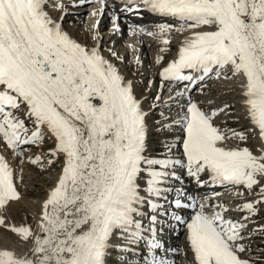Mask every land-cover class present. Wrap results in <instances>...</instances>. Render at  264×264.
Listing matches in <instances>:
<instances>
[{
    "label": "snow or ice",
    "instance_id": "snow-or-ice-1",
    "mask_svg": "<svg viewBox=\"0 0 264 264\" xmlns=\"http://www.w3.org/2000/svg\"><path fill=\"white\" fill-rule=\"evenodd\" d=\"M50 2L53 10L59 7L54 0H0V143L23 163L25 146L44 144L47 132L54 138L47 165L60 164L34 230L27 223L6 224L3 213L24 197L12 165L0 154V227L26 245L31 242L22 254L0 248V264H117V250L136 252L129 246H137L144 252V244L147 256H141V264H166L156 255L162 247L158 216L161 209L167 212L169 181L182 172L197 185L204 184L207 175L215 184L249 191L259 187L261 199L256 203H264V151L256 155L248 147L225 146L229 137L215 119L227 105L206 111L189 99L183 115L173 120L182 133L180 158H174V145L161 142L168 138L167 123L159 125L158 147L152 148L148 113L131 83L98 49H89L64 30L51 16ZM99 2L102 14L106 5ZM122 3L126 11L172 20L147 33L164 45L171 44L173 31L190 33L159 73L164 81L188 82L178 96L213 75L239 78L242 104L264 140V0ZM233 135L247 139L243 133ZM154 152L169 155L161 158ZM29 163L45 169L41 155ZM174 205L197 207L180 199ZM220 207L222 211L209 214L200 204L190 222L174 217L186 223L192 264H250L242 258L249 250L243 243L248 225L226 219L228 209ZM242 210L249 213L245 220L257 214L251 202ZM115 239H122L123 245H116Z\"/></svg>",
    "mask_w": 264,
    "mask_h": 264
},
{
    "label": "bare ground",
    "instance_id": "bare-ground-1",
    "mask_svg": "<svg viewBox=\"0 0 264 264\" xmlns=\"http://www.w3.org/2000/svg\"><path fill=\"white\" fill-rule=\"evenodd\" d=\"M81 2H83V7L78 8L76 10V14L72 13V10L70 8H67V15H64V12L66 11V8L63 6L60 8L57 7L55 10H53L52 5H49V11L51 13L52 18L54 19H58V20H64L67 23V26L65 27L66 31L74 38L76 39L78 42H80L82 45H96V44H100L104 47H106V53L108 54L109 51L113 52L112 54H108V61L110 63H112L119 71V73L126 79V80H131L133 81V85H134V91L136 93H138V95L143 99L144 101V105H148V102H154V107L149 106L148 110V116H147V120L148 123L151 127L154 126V124H161V123H165V122H170V120L172 119L173 116H175L176 119H178V113L179 115H183L185 109L183 107H186L187 105L185 100L181 101L180 97L183 96H178L177 93L178 92H182L179 89H173V88H169V87H161L157 90V92L159 93L158 95V99L156 100V96H151L149 101L147 103L146 102V96L144 98V95H140L141 93V86L138 83V77L134 78V67L141 64V73H143V68L145 67L146 62L148 61L149 64H151L152 67H154V69H157L158 66V71L162 68V66H164V63L161 62L157 63V60L160 59L161 57H163V59L169 57V55L172 52L173 48L177 47L178 43H181L183 38L187 35H190V33H177L175 31H173L171 33V44L170 45H164L163 43H160L157 41V37H153V36H149L147 35L148 32H154L157 30V25H149V22H136V25L134 26V28L137 30L136 34L133 33V27L130 28V32H126V28H123L119 31H114L112 29H115V25H111L112 29H110L108 27V19H109V12L107 11V3L110 2V0H104V4L106 6H104V10L103 13L101 14L100 9L102 7L101 3L99 2V0H82ZM55 4L59 5L60 3L55 2ZM61 9V10H60ZM101 15V18H100ZM86 20V23L83 25V22ZM73 25V27H72ZM123 27V26H122ZM143 28L145 31L144 33H139V29ZM125 33V34H124ZM126 38H128V41H125ZM118 45H123V54L122 56L119 55L118 51L116 50ZM134 45L136 47H134ZM139 47V48H137ZM164 48H168V51H162L161 49ZM121 51V53H122ZM148 53H151V55H149ZM141 54V55H140ZM143 54L147 55V58H145L143 56ZM128 59H132L131 64L129 65V68H131L132 70L130 72H132L133 76H128L125 74V72L121 71V68L123 66L122 62L126 61ZM118 59V61L116 60ZM118 64H121V66H119ZM160 64V65H159ZM144 66V67H143ZM127 67V66H126ZM150 73L148 74V80L151 79L152 84H154L157 80L158 77L154 76V72L153 71H149ZM239 81L237 83H235V87L236 90L232 93V95L229 94V89L228 87H226L225 85H223L221 82H211L209 83L207 86H204L201 89H197V91L195 93L192 94V101L196 102L198 104V106H200L202 109L206 110V111H210L211 107H215L218 109L219 105L216 104H210L209 101H211L212 103H216V102H220L223 104H227L229 101V103H234V108L238 107V109H241L242 112L240 113V115L238 116V118H242L244 122H248L250 123V119L247 117L246 111L244 110L241 102H242V95L240 93L239 89ZM208 86H215V88L217 89V93L220 92V95H216L213 93V91H210V89H207ZM149 92L151 90H148ZM165 95V97L163 96ZM167 98L166 102H164V99ZM168 102V104H166ZM162 107L166 110H169L167 113H165V116L163 117L162 120H164L165 118H167L168 116H170L169 118H167V121H161V119H157V115H153L154 112L156 110H158V113L160 111V109H162ZM171 110V111H170ZM175 112H177L175 114ZM169 113V114H168ZM175 114V115H174ZM224 116H226L223 113H220L218 118H216L215 120V124L217 127L221 128V125L223 124V120H224ZM247 119V120H245ZM169 125H171V127H176L178 130V133L176 134L175 140L177 142H180V138L182 136V133L179 129L178 125H175L173 122L171 123H167ZM226 125L229 124V122H225ZM250 129L252 132L255 133V136H259V131L258 129H256L251 123H250ZM222 131V130H221ZM229 139L226 141L227 143H229V145L234 146L237 145L239 147H248L254 154L256 155H260L258 152H256L252 147L249 146H244V140H240L237 139L236 140V136H234L233 134H226ZM231 139L236 140L234 141H230ZM260 139V138H259ZM50 140V144L54 143V138H51L50 135L45 132V141ZM258 140V139H257ZM261 140V139H260ZM259 140V141H260ZM262 142V146H264L263 141ZM44 144L39 145V147H43ZM251 146V145H250ZM29 146H27L25 148V151L28 150ZM34 147V146H33ZM54 146H51L49 149L53 148ZM256 147V146H254ZM259 147V146H258ZM7 149L6 146H4L2 143H0V153L2 150ZM9 150V149H7ZM257 150H261L260 148H258ZM264 151V150H263ZM261 153V151H260ZM2 154V153H1ZM9 154L5 153V158L8 159L9 163L12 165L14 172H16V175L18 174L19 176V170H21L20 175L24 176V175H28V171L29 170H33L31 165L28 161L30 159V157L25 156L23 157V163H20L19 159L16 157L15 153H12L11 150H9ZM181 152L176 153L175 155H180ZM37 155H41L42 157L45 155L43 153V150L38 152ZM11 158V161H10ZM177 158V157H174ZM179 159V156L178 158ZM35 166V165H34ZM18 170H17V169ZM42 172V171H41ZM42 174V173H41ZM202 179L205 181L204 184L202 185H206L207 183L210 182V179L207 177V175H205L204 177H202ZM185 180H188L190 182V185L192 187V189L196 186L195 185V181L190 178V177H186ZM56 181V180H55ZM40 183V182H39ZM55 182L53 183L54 186ZM50 185V184H49ZM52 186V187H53ZM50 190V189H49ZM247 189L244 186H239L238 189H236V194L234 195L235 198L230 200L229 204H232L234 207H224L227 208L228 211L226 214H230V215H234L236 219V221H238L239 223H244L247 225H251L254 226L256 221H252L250 219L245 220L244 217L248 216L249 213L247 211L242 210V206L244 203H254L255 206H259L262 203H256V201L260 200V188L259 187H254L253 190H251L250 193V199L252 200H248V199H244L241 196H245L246 194H248V192L246 191ZM25 193L23 194V199L19 202V203H14L11 205V207L8 209L10 210V215L8 214V211L3 213L4 218L6 219V217H10V220L12 222H10L9 225H13L14 220L18 221L20 223V221L22 219H26L27 218V214H30L32 217H34L35 219V225L33 227L34 230H36L37 227V222L39 219V214H37V210L40 209L41 210V204L43 202V200H39L38 201H34V200H25ZM183 193H181L178 196H182ZM46 198V196L44 197ZM204 205H208L207 203H204ZM198 206V205H197ZM205 211L209 214L213 213L210 210L205 209ZM222 211V209L220 210ZM188 215L186 217H182L183 221H188V219L190 218V216H194V213H187ZM264 216V211H257L256 214V219L259 216ZM18 217H20V219H18ZM29 221V220H28ZM27 222V221H26ZM171 224L174 225V230L179 231L182 228L186 227L184 226V223H180V222H171ZM15 225H20V224H15ZM251 228V227H250ZM261 228L258 227V230H260ZM250 230V229H249ZM248 230V231H249ZM252 230V228H251ZM248 231L244 232V235L247 234ZM248 235V234H247ZM257 235H253L251 234L250 237L254 240V238ZM0 237L4 238V240L6 242L9 243H0V248H9V247H22L23 249H25V251L18 253L17 254H22L24 252L27 251L28 247L31 246V242H29L27 245L24 244L21 241H17L15 237H13L12 235L8 234V233H1ZM170 238V237H169ZM167 238V239H169ZM245 242V241H243ZM254 242V241H253ZM249 243V242H246ZM255 243V242H254ZM253 243V244H254ZM187 241H185L183 238H181L180 240L177 239L175 240L174 244L171 245L172 248H174L175 250L178 249L179 246L184 247V249H187L186 247ZM252 244V245H253ZM257 247L260 246H264V243H255ZM246 245V244H245ZM250 246V245H249ZM132 247V246H129ZM248 247V245H247ZM21 248V249H22ZM178 251V250H177ZM189 250L186 256H183L184 258H181L180 260H178V264H192V258L189 257ZM173 256L168 254L167 255V259L172 258ZM177 257V255H176ZM262 257L264 258V254L262 255ZM242 258L247 259L248 257H243L242 254ZM252 262L254 263H258L255 262L254 259L252 260ZM259 264V263H258ZM262 264H264V261L262 262Z\"/></svg>",
    "mask_w": 264,
    "mask_h": 264
},
{
    "label": "rangeland",
    "instance_id": "rangeland-1",
    "mask_svg": "<svg viewBox=\"0 0 264 264\" xmlns=\"http://www.w3.org/2000/svg\"><path fill=\"white\" fill-rule=\"evenodd\" d=\"M86 23V20L84 21V24ZM128 63H127V61L123 64V66H122V71H124L127 75H129V76H133V74H132V72H130L131 70H130V68H128V65H127ZM127 66V67H126ZM142 81H141V85H144V78H143V76H142ZM141 90H142V88H141ZM145 92H146V88H145V85H144V88H143V90L141 91V94H145ZM236 108V107H235ZM235 108H233V110L232 111H228L227 109H225V112L226 113H236L238 110L237 109H235ZM240 110V113L242 112V110L241 109H239ZM163 112H164V110H163ZM165 113V112H164ZM240 113H239V115H240ZM238 115V116H239ZM163 117V116H162ZM241 121H243V119L241 118ZM252 132V131H251ZM253 134H255L254 132H253ZM246 135V137L248 136L247 134H245ZM255 138H256V142L258 143V145H257V147H254L255 145H253V144H246L245 143V141H244V143H243V145L244 146H249V147H252L256 152H258L259 154H261L260 153V151L262 152L263 150H264V146H262V142H261V140L259 139L260 137L259 136H255ZM159 138H158V136L155 134L154 135V137H153V140H152V143H151V147L152 148H155L158 144L156 143V141L158 140ZM258 139V140H257ZM260 140V141H259ZM47 144H45V146H48V143L49 142H46ZM251 145V146H250ZM259 146V147H258ZM258 148H260L261 150H257ZM35 150V152H34V154H36L37 153V148H34ZM6 151V154H7V152H8V150H5ZM10 155V154H9ZM36 156V155H35ZM34 156V157H35ZM34 157H30V158H34ZM45 158H46V156H45ZM10 161H11V158H10ZM29 162V161H28ZM32 167V169L33 170H29L28 171V175H24V176H17L18 177V184H19V190L22 192V194H26V195H24L25 196V200H34V201H38L39 202V200H41V199H43L45 196H46V193H47V191H48V189L53 185V183L55 182V180H56V178H57V176H58V174L60 173L59 171H60V167L58 166L55 170H51L50 172H48V173H45V171L43 170L42 172H41V170L38 168V166H31ZM19 173H21V170H19ZM42 173V174H41ZM40 182V183H39ZM50 184V185H49ZM37 214H39L40 213V209H38L37 210V212H36ZM8 214L10 215V210H8ZM27 218H28V220L26 219V221H25V219H22L21 221H20V223L18 222V221H16V220H14V223L15 224H21V223H27V224H29V225H31L32 227H34V225H35V219H34V217H32L30 214H27ZM18 219H20V217H18ZM262 221H263V218L261 217L260 218ZM5 221H6V224H10V222H12L11 220H10V217H6V219H5ZM253 229V226H251V225H248V227H247V230L246 231H248L249 229V231L247 232V234H245V236H248V239L246 240H244L245 242H243L244 244H246V247H247V245H248V247H257L256 246V244L253 242V239L250 237V235L252 234V230H251V228ZM8 233V234H10V235H12L13 237H15L16 238V240L17 241H20L14 234H12L10 231H8L6 228H2V227H0V234L1 233ZM257 234H259V235H263L264 236V233H257ZM249 240V241H248ZM246 242H249V243H246ZM0 243H3V244H5V243H9V242H6L5 240H4V238H2V237H0ZM254 243V244H253ZM253 244V245H252ZM250 245V246H249ZM10 249H13V250H17V251H19V253H20V251L23 249L22 247V249L20 248V247H9ZM260 251V250H259ZM250 255V256H249ZM254 256H255V254H253V252H251V253H249L248 254V251H246L245 253H243V257H248L247 258V260H249V262H250V264H254V262H252V260L254 259ZM263 259L262 258H259V264H262V262H260V261H262ZM255 264H258V263H255Z\"/></svg>",
    "mask_w": 264,
    "mask_h": 264
}]
</instances>
